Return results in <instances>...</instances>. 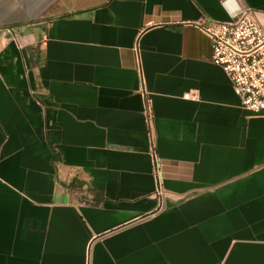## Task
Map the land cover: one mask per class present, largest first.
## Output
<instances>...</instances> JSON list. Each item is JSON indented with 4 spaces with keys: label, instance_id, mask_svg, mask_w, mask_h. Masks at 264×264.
<instances>
[{
    "label": "crops",
    "instance_id": "1",
    "mask_svg": "<svg viewBox=\"0 0 264 264\" xmlns=\"http://www.w3.org/2000/svg\"><path fill=\"white\" fill-rule=\"evenodd\" d=\"M243 7L0 0V264H264V110L202 29Z\"/></svg>",
    "mask_w": 264,
    "mask_h": 264
},
{
    "label": "built area",
    "instance_id": "2",
    "mask_svg": "<svg viewBox=\"0 0 264 264\" xmlns=\"http://www.w3.org/2000/svg\"><path fill=\"white\" fill-rule=\"evenodd\" d=\"M202 29L210 40L212 64L227 75L242 107L252 113L264 110V29L254 12L243 7L237 20L213 22ZM145 112L149 117L147 103Z\"/></svg>",
    "mask_w": 264,
    "mask_h": 264
},
{
    "label": "trees",
    "instance_id": "3",
    "mask_svg": "<svg viewBox=\"0 0 264 264\" xmlns=\"http://www.w3.org/2000/svg\"><path fill=\"white\" fill-rule=\"evenodd\" d=\"M56 159H57V155L54 154V160ZM79 187L81 186L80 185L77 186L75 183H73V181L67 185L69 191H75V189H78Z\"/></svg>",
    "mask_w": 264,
    "mask_h": 264
}]
</instances>
